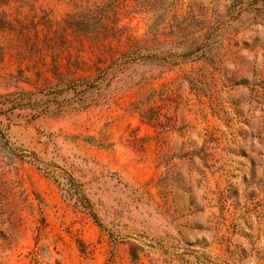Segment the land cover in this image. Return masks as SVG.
<instances>
[{
	"label": "rangeland",
	"instance_id": "374dc122",
	"mask_svg": "<svg viewBox=\"0 0 264 264\" xmlns=\"http://www.w3.org/2000/svg\"><path fill=\"white\" fill-rule=\"evenodd\" d=\"M0 264H264V0H0Z\"/></svg>",
	"mask_w": 264,
	"mask_h": 264
},
{
	"label": "trees",
	"instance_id": "16d2710c",
	"mask_svg": "<svg viewBox=\"0 0 264 264\" xmlns=\"http://www.w3.org/2000/svg\"><path fill=\"white\" fill-rule=\"evenodd\" d=\"M203 28V33L183 42L181 51L174 55L178 57V59H175L176 61L186 62L196 61L198 59L211 61L212 54L210 51L213 41H215L212 37L215 34V28H213V25L205 26V24H202L199 30H202ZM131 256L132 259H135V254L133 252L131 253Z\"/></svg>",
	"mask_w": 264,
	"mask_h": 264
}]
</instances>
